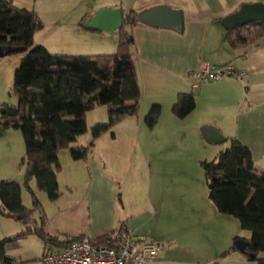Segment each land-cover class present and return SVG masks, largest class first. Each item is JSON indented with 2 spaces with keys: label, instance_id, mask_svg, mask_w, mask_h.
<instances>
[{
  "label": "crops",
  "instance_id": "obj_1",
  "mask_svg": "<svg viewBox=\"0 0 264 264\" xmlns=\"http://www.w3.org/2000/svg\"><path fill=\"white\" fill-rule=\"evenodd\" d=\"M12 2L17 7L33 9L40 23L33 32L34 43L41 44L49 52L56 54H105L115 51L117 29L109 33L97 28L84 30L79 24L84 14L88 17L96 9L118 7L122 10L132 9L136 14L157 6L177 10L181 18L179 31L139 21L127 28L132 35L131 53L140 86L138 115L156 103L161 108L160 114H165L164 117L172 123L174 118L166 114L170 113L176 94L192 92L194 108L182 119H190V115L197 111L195 114L197 117L191 118L198 132L197 140L192 142V146H197L203 151L206 149L203 143H208L211 145L209 156L213 158L223 148L217 145L233 137L248 148L255 166L264 170V34L255 43L231 48L223 41L226 29L221 22L223 18L238 13L241 4L250 2L264 4V0H12ZM4 57H0V102H5L3 100L6 93L16 101V93L11 89V80L18 58ZM202 61L217 66L229 63L243 74L239 78L228 76L192 85L187 73ZM96 107L98 106L93 108ZM126 118L119 120L113 127L120 128L121 125L128 127V124H121ZM172 133H176V129ZM2 135L3 133L1 137ZM100 137L103 136L95 137L93 145L97 144L96 141H99ZM94 147L90 148L84 160H72L68 155L67 165L72 174L85 175L86 179L79 184L81 190L76 187L78 182L76 179L62 177L64 170L59 164V170L56 172L58 196L52 201L46 198L47 205L43 211L45 233L47 236L57 238L77 235L94 238L111 230L116 231L119 225L123 224L133 235L143 237L144 235L140 233L143 232L141 226L150 219L152 213L143 210L139 214L129 216L117 212L114 198L120 194L117 192L120 183L113 176L106 174L100 159L92 152ZM158 147L161 153L168 154L167 142L161 141ZM204 154L197 156L206 159ZM170 156V154L165 156L167 162L170 161ZM158 158L153 164L159 172V177H162L163 169H160L162 160ZM16 161L7 141L5 146H0V169L4 167L11 172V167L15 166L14 174L21 176L24 171L21 156L19 158L21 166H17ZM8 174L7 177L0 179L13 178L11 173ZM12 180H15V177ZM29 186L34 191V180L29 181ZM18 240L9 242L16 244ZM162 240V237L154 239L164 244V248L146 264L192 262L191 256L196 252L195 248L176 243L172 239ZM5 246L6 244L4 254L13 257L16 260L15 264H21L31 259L39 260L44 243L41 241L38 252L26 245H17L18 248L15 250L9 247V251H6Z\"/></svg>",
  "mask_w": 264,
  "mask_h": 264
},
{
  "label": "trees",
  "instance_id": "obj_2",
  "mask_svg": "<svg viewBox=\"0 0 264 264\" xmlns=\"http://www.w3.org/2000/svg\"><path fill=\"white\" fill-rule=\"evenodd\" d=\"M121 10L122 25L117 29L115 51L105 54H56L43 45L34 43L33 32L39 19L31 8L14 5L12 0H0V57L18 53L12 71L11 89L16 93L14 104L0 102V132L5 128L18 129L23 142L24 164L21 182L0 179V216L17 221L30 219L40 202L29 186L43 191L50 201L59 190L56 172L59 170L57 153L68 147L86 129L85 113L95 106L106 108L107 119L89 127L92 138L108 130L126 116H136L140 100V86L131 53L132 35L127 29L138 23L136 11ZM79 24L84 30H94ZM264 34V19L226 29L224 43L235 48L255 43ZM192 92L178 93L170 113L184 118L194 108ZM160 106L153 103L144 115L147 127L158 119ZM227 147L220 149L213 160L201 161L203 173L209 181L211 201L219 213L234 216L242 229L250 232L243 238L241 252L244 259L264 264L257 253L264 252V170L255 166L250 152L238 140L230 137ZM87 145L68 149L72 160H84L90 150ZM29 193L31 206L21 203L20 188ZM21 230L0 240V264H15L13 257L4 254V244L33 234L44 244L63 245L68 239L47 236L44 215L38 216ZM127 230L120 224L94 238L73 236L75 240H93L113 246L116 234ZM236 237H234L235 239ZM230 249H235L233 246Z\"/></svg>",
  "mask_w": 264,
  "mask_h": 264
},
{
  "label": "rangeland",
  "instance_id": "obj_3",
  "mask_svg": "<svg viewBox=\"0 0 264 264\" xmlns=\"http://www.w3.org/2000/svg\"><path fill=\"white\" fill-rule=\"evenodd\" d=\"M18 57V53H13L4 58L17 59ZM3 101L15 103L14 98L7 93ZM147 110L141 111L139 115L137 113L138 120L137 115L126 116L127 118L124 119L126 121H121L123 122L121 124H128V127L123 125L120 128L113 127V124L108 130L101 132L97 136L103 137H100L101 139L96 141L95 145H93L95 137H91L89 127L94 123L106 121V108L98 106L87 110L85 131L69 142L68 147L60 149L57 153L58 162L64 170L62 177L76 179L78 181L76 187L81 190L79 184L86 178L81 173L72 174L67 165L68 149L77 143L87 145L91 140L90 148L95 146L92 152L100 159L106 174L113 176L120 183L117 191L120 194L114 198L117 212L129 214V216L139 214L143 210L152 213L150 219L141 226L143 232L140 233L144 235L143 237L151 240L162 237V241L172 239L176 243L192 246L196 252L191 256L192 262L186 264H256L255 260L244 259L239 250L229 248L233 246L235 239L247 238L250 232L242 229L234 216L216 211L211 198L208 197L209 181L203 173L200 162L213 160L215 156L213 158L209 156L211 145L208 143H203V146H206V149H203L204 152L199 147L192 146V142L197 140L198 132L191 118L197 117L195 115L197 111L190 115V119L184 120L183 118L179 120L171 113H167L166 115L174 118L172 123L164 117L165 114L160 112V119L156 120L154 126L147 127L143 120ZM197 127L199 129L200 124ZM174 129L176 133L173 134ZM1 134L0 146H5L6 142H9L13 157H16L17 166H19V158L23 156V142L19 130L5 128L1 130ZM112 134L113 137H111ZM161 141L167 142L168 154L160 152L158 145ZM150 142H152L151 145ZM228 143L229 140H225L217 146L221 145L224 148L228 146ZM169 154L170 161L167 162L165 156ZM203 154L206 159L197 156ZM158 157L162 160L160 164V169H163L162 177H159V172L153 164ZM14 168L15 166L11 167L9 172L2 167L0 177H7L8 173H11V177L21 182L22 175L14 174ZM20 191L22 205L30 207L28 191L23 186ZM34 191L38 201L41 202L40 209H35L30 219L26 221L0 216V240L19 231L24 225H30L32 222L38 224V216L43 214L47 200L43 191L36 188ZM23 231L21 230V233ZM5 244L6 251H9V247L15 250L18 248L17 245H26L38 252L41 240L33 234H27L16 244L10 242ZM256 257L264 258V252L257 253ZM38 263L42 264L40 260L31 259L21 264Z\"/></svg>",
  "mask_w": 264,
  "mask_h": 264
},
{
  "label": "built area",
  "instance_id": "obj_4",
  "mask_svg": "<svg viewBox=\"0 0 264 264\" xmlns=\"http://www.w3.org/2000/svg\"><path fill=\"white\" fill-rule=\"evenodd\" d=\"M243 74L232 64L213 65L200 62L187 73L192 85L222 77L239 78ZM63 245L44 244L39 256L42 264H146L164 244L148 237H137L127 230L116 234L114 245L97 243L93 240H75L72 237Z\"/></svg>",
  "mask_w": 264,
  "mask_h": 264
},
{
  "label": "water",
  "instance_id": "obj_5",
  "mask_svg": "<svg viewBox=\"0 0 264 264\" xmlns=\"http://www.w3.org/2000/svg\"><path fill=\"white\" fill-rule=\"evenodd\" d=\"M136 18L137 21L143 23L170 27L176 31L181 29L180 13L177 10L169 9L165 6H157L141 11L136 14ZM262 19H264V4L250 2L241 4L238 13H233L223 18L221 22L225 29H229L231 27ZM82 25L84 27L97 28L109 33L114 29H118L122 25L121 10L118 7L96 9L83 21ZM208 197H211L210 191ZM245 243L246 241L243 238H237L235 239L233 247L242 251Z\"/></svg>",
  "mask_w": 264,
  "mask_h": 264
}]
</instances>
